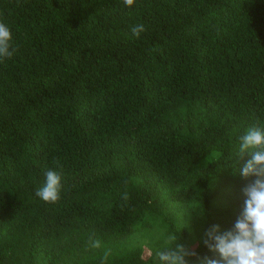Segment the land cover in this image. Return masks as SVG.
Here are the masks:
<instances>
[{
  "label": "trees",
  "instance_id": "obj_1",
  "mask_svg": "<svg viewBox=\"0 0 264 264\" xmlns=\"http://www.w3.org/2000/svg\"><path fill=\"white\" fill-rule=\"evenodd\" d=\"M0 22V264L221 260L205 233L257 179L239 146L264 129V0H0Z\"/></svg>",
  "mask_w": 264,
  "mask_h": 264
},
{
  "label": "clouds",
  "instance_id": "obj_2",
  "mask_svg": "<svg viewBox=\"0 0 264 264\" xmlns=\"http://www.w3.org/2000/svg\"><path fill=\"white\" fill-rule=\"evenodd\" d=\"M126 6H132L134 0H124ZM134 37L139 38L145 31L143 24H137L131 29ZM12 36L9 27L0 22V59L11 58L16 51L11 44ZM239 156L245 152L252 158L246 162L239 174L245 178L255 175L257 179L243 189L247 199L245 207L231 230L219 234V226L213 225L206 231L207 239L204 244L219 253L221 260L206 259V264H264V129L250 127L240 137ZM61 165L57 162V169ZM45 183L36 192L44 202L57 203L60 199L62 187V172L49 169L45 173ZM125 199L127 194H125ZM92 248H100L101 241L89 237ZM109 253L105 251L103 260ZM160 264H187L186 256L195 255L189 252L184 245L176 243L172 248L158 251Z\"/></svg>",
  "mask_w": 264,
  "mask_h": 264
}]
</instances>
